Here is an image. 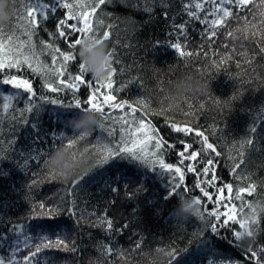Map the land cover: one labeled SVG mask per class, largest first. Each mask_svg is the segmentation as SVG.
Segmentation results:
<instances>
[{"label": "trees", "instance_id": "trees-1", "mask_svg": "<svg viewBox=\"0 0 264 264\" xmlns=\"http://www.w3.org/2000/svg\"><path fill=\"white\" fill-rule=\"evenodd\" d=\"M196 2L204 5L198 15L211 21L214 17L208 10L215 9V0H105L96 13L108 26H102L99 35L110 32L104 42L114 53L116 69L112 87L102 88L98 95L100 100L102 94L113 95L115 103L126 106L123 112L104 106L112 116L105 123L115 128L113 142L122 135L118 118H131L130 104L137 109V121L143 119L172 145L163 149V159L181 167L180 187H175L178 174L158 165L119 157L102 162L93 149L99 131L76 127L84 115L67 114L65 126L59 114L69 111L67 105H74L76 99L86 102L96 90L91 74L77 90L54 83L61 91L52 92L45 84L56 77L26 67L11 70L31 83L34 107L24 99L31 94L0 84V258L6 264L9 259L23 264L29 253L25 233L32 238L30 245L38 234L67 244L44 249L41 264H264V0H249L242 9L226 5L232 16L211 38L206 24L187 14L186 6L191 10ZM8 11L11 17V0ZM65 17L62 8L47 19L37 16L33 42H50L68 51L70 41L58 38V21ZM23 39L21 28L17 42ZM176 43L181 51L195 55L181 56L173 47ZM40 59L47 63L50 58ZM77 63L72 62L60 79L67 82L69 74H78ZM187 73L196 74L209 87L176 98L171 94L172 82ZM14 93L15 99H3ZM4 103L9 104L7 109ZM173 123L193 132L177 133L170 126ZM197 131L219 155L207 150ZM83 133L90 135L76 137L73 146L66 147L73 134ZM185 144L203 149L199 163L185 159L180 164L179 152ZM60 150L68 153L61 169L54 168L51 159L42 162ZM208 158L216 163L204 177L201 172ZM188 167L195 171H187ZM213 174L215 187H210L204 181ZM249 183L255 191L244 199L255 209H245L256 220L248 225L253 234L248 236L238 224L221 226L219 234L213 233L206 226L212 219L208 213L224 211L215 203L216 189L232 184L235 195L237 187ZM202 187L213 194L212 201L203 196ZM195 199L201 203L195 204ZM235 231L242 233L238 240Z\"/></svg>", "mask_w": 264, "mask_h": 264}, {"label": "snow or ice", "instance_id": "snow-or-ice-1", "mask_svg": "<svg viewBox=\"0 0 264 264\" xmlns=\"http://www.w3.org/2000/svg\"><path fill=\"white\" fill-rule=\"evenodd\" d=\"M191 3V0H189ZM13 14L11 15L8 27L0 26V84L10 85L14 90H22L23 92L31 94L30 96H25L24 99H28L32 107L35 106V102L32 97H35V92L33 91L32 85L27 79H23L11 72L15 69L17 72L21 71L25 67L30 69L33 73H43L44 75H51L56 77L52 83H46L45 87L49 91L59 92L61 89L59 87H54V83L64 84L66 87H70L73 90H77L78 86L81 84H86L88 81L85 79L88 73L85 71L83 62L79 56V48L83 41H90L94 46L97 43L107 41L110 37V32L105 31L103 36L99 35L100 29L103 26L107 28V25H103V22L96 15L97 9L105 3V0H96V3L79 2V0H11ZM215 9H209L210 13L214 18L211 21L203 19L198 15V12L204 11V5L202 2H196L191 10L187 9V14L195 19L201 20L205 23L209 29L210 36L214 37L216 35L215 29L217 27L223 26L227 23L226 18L232 16V11L225 7L234 6L236 8H244L249 4V0H215ZM65 10L66 17L58 21L60 26L58 30V38L69 40L68 51H64L59 47L54 46L50 42H45L42 40H37L33 42V37L37 35L36 27L38 26L37 16L42 19H47L49 14L55 13L60 9ZM206 13V15L208 14ZM69 21H74V23L69 24ZM21 28H23L24 39L17 42L21 36ZM181 32L183 28L181 27ZM75 34H79L78 38L74 41L70 40ZM173 47L180 52L181 56L191 57L195 55L193 52L181 51V45L176 43ZM47 56L50 59L47 63L41 62L40 57ZM109 63L106 67L111 69V72L106 78H96L91 77L92 83L96 85V90L91 94V97L86 102L82 103L80 100L76 99L74 105L69 104L67 108L69 111L59 114L60 118L63 120L65 126L69 121V115L71 117H79L87 113H93L96 116V124L92 127L93 130H98L100 135H98L96 142L93 144V149L95 150L98 158L107 163L110 159L114 158H127L134 161H139L148 166H156L163 171L170 172L173 174H178L179 179L175 183V187H180V182L184 179V172L181 167H174L171 164L165 163L163 159V149L166 147H172V145L167 144L166 141L161 138L156 130L147 124L143 119L137 121L135 113L137 109L132 105H127L131 110V118L125 116H120L118 118L120 123V136L119 141L113 142V132L115 128L109 129L105 120L111 121L112 116L105 113L104 106L107 105L109 108L119 109L121 112L125 109L124 103H115V97L113 95L102 94L103 99L100 100L99 95L102 88H111L112 79L115 75L116 69L114 67L115 58L112 51L108 52ZM78 61V74H69L70 80L64 81L60 79L67 72L68 66L72 63ZM16 95L4 96L3 99L10 101L15 99ZM51 103L56 104L57 100H52ZM3 107L7 109L9 107L8 103H4ZM32 107H29L27 111L31 112ZM72 109H75L72 111ZM172 130L177 133L189 134L193 132V129L188 126H179L175 123L170 125ZM90 133L83 134H73L72 139H67L66 147H72L75 142V138L79 137L84 139L89 136ZM196 136L202 137V142L206 145L207 150L211 153L219 155L216 148L208 143L207 138L204 137L202 132H195ZM252 143L251 140L247 141ZM63 143V142H61ZM87 150V149H86ZM202 151H197L192 149L191 145L185 144L184 149L179 152L181 157L180 164H184V160L194 161L199 163L198 157L201 156ZM50 156L45 158L42 162L48 164ZM205 167L202 169L201 175L208 177L210 172H213L216 161L214 158H208L205 161ZM240 163L234 165V169H238ZM187 171H195V167H188ZM216 177L213 174L210 179H206V183L210 187H215ZM77 181L72 182V187L75 186ZM255 191V185L249 183L244 187H237L235 190V195H233V185L226 184L220 188L216 189L215 195L217 199L215 203L222 207L224 211H220L219 208L210 211L208 215L212 218L207 221V227H210L213 233L219 234V229L221 226H229L230 224H238L240 228L245 229V233L248 236L253 234V230L248 229V225L255 224L256 220L253 216L249 215V212L245 209H249L254 212L255 209L252 205L245 201L244 197L252 196ZM203 196L207 197L209 201H212L213 194L209 193L205 188H201ZM227 192V195H225ZM240 203L237 204L236 202ZM195 204H200V199H195ZM43 207V205H41ZM197 214L200 212L197 210ZM223 217V219H222ZM203 218V217H201ZM36 228L43 229L45 225H36ZM107 227L111 228V222L107 221ZM236 239H240L242 233L235 231ZM32 238L25 233L24 234V247L29 249V253L23 258V264H41L44 259L40 256V253L44 249L52 248L54 246L63 245L67 247V244L60 239L53 241L46 235L38 234L36 240L30 245L28 243ZM17 244L19 240L17 239ZM34 248V250H31ZM18 250V249H17ZM110 251V250H109ZM251 255L255 257L256 253L252 252ZM0 264H6L5 259L0 258ZM7 264H14V262L9 259Z\"/></svg>", "mask_w": 264, "mask_h": 264}, {"label": "clouds", "instance_id": "clouds-1", "mask_svg": "<svg viewBox=\"0 0 264 264\" xmlns=\"http://www.w3.org/2000/svg\"><path fill=\"white\" fill-rule=\"evenodd\" d=\"M10 19L8 11V0H0V26H6ZM108 48L105 42L97 43L94 46L90 41H83L79 48V56L83 62L85 71L96 78H106L111 69L106 67L109 63ZM209 85L200 80L193 73H187L178 77L171 85V94L176 98H182L188 94L202 92ZM96 116L87 113L77 122L76 127L83 130H90L96 124ZM68 153L64 150L58 151L51 159L52 165L57 170L64 166Z\"/></svg>", "mask_w": 264, "mask_h": 264}]
</instances>
